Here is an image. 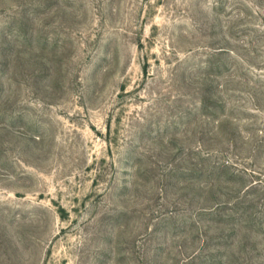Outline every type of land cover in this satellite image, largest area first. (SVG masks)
Instances as JSON below:
<instances>
[{
    "label": "rangeland",
    "instance_id": "rangeland-1",
    "mask_svg": "<svg viewBox=\"0 0 264 264\" xmlns=\"http://www.w3.org/2000/svg\"><path fill=\"white\" fill-rule=\"evenodd\" d=\"M0 264H264V0H0Z\"/></svg>",
    "mask_w": 264,
    "mask_h": 264
}]
</instances>
